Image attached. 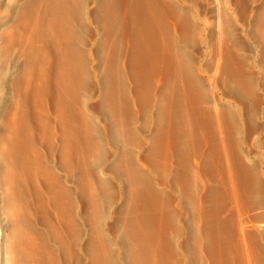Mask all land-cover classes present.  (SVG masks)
<instances>
[{
	"label": "bare ground",
	"instance_id": "6f19581e",
	"mask_svg": "<svg viewBox=\"0 0 264 264\" xmlns=\"http://www.w3.org/2000/svg\"><path fill=\"white\" fill-rule=\"evenodd\" d=\"M201 1L200 5L199 0H2L3 6L0 8V204L3 202L4 206L2 205L3 211H0L7 217L4 222L8 224L10 234L6 245L0 230V264L180 263L181 260L178 261L175 257V250H168L169 242L165 229L168 228L166 225L168 224L166 223L168 221L166 214L168 206L166 207V203L162 199L165 197L163 191L167 190V187H164L166 184L160 183L153 175L149 180V175L145 173L147 179L144 171L142 172L137 166L136 157H133L136 154L130 155V151L127 155L122 153L127 150L124 149L126 145L122 146L124 150L122 151L117 146L115 135L117 132L123 131L119 133L120 135L118 134L120 137L123 136V140L127 138L124 137L126 131H134L132 130L133 126L129 123V116H123V111L128 112L130 105H133L131 101L130 105L128 103V100L132 99L127 89L132 85L134 79V83H139L135 87H140V90L138 89L136 92H139L140 96V93L148 94L147 96L151 97L145 95L147 101L149 99L148 103L152 104L154 100L157 104L156 109L159 110V113L155 112L160 115L156 116L155 113L154 115L158 119L161 116L160 121L158 119L156 121L161 124V137H163L162 135L165 137L162 139L165 140L164 147L167 157L164 150L163 158H167H164L166 160L164 169L167 174L170 173V167L174 161L172 159H175L176 156L178 159V156L182 155L186 148L185 146H183L185 149L179 148L187 141L197 143L195 148L198 152H194L199 153L200 159L204 157L203 160L206 161L205 154L208 153L206 139L209 137H205L203 130L209 131L210 126H204L208 120L214 121L217 129L214 125L213 128L216 131L211 127L207 133L214 130L219 134L218 147L213 145L217 143L215 141L214 143H212L213 141L209 142V144L212 143L211 145L218 148V151L216 150L220 153L218 156L223 158L228 172L233 171L230 169L232 152L228 144L232 140L228 141L230 134L227 132L229 130L225 124L229 121L225 122L224 120V115L228 114L225 112H228V109L232 110V104L230 101H223L222 96L225 94L222 91V84H226L228 81L227 71L237 72L234 73L238 77L239 83L236 80L237 84H240L238 87L244 84L241 85L242 81H247L243 64L245 61L242 62L238 54L240 46H242L241 40H239L241 38L234 33L233 20L230 19L229 4L231 0ZM202 5L203 12L201 11ZM251 12L258 15L260 20L259 27L261 29L259 32L260 38L263 39L261 45H263L264 4L260 8H253ZM255 23L257 24V22ZM87 24L90 25L88 27L95 35V40L89 49H82L80 33ZM249 27L250 22L243 23L241 33L248 32ZM190 37L199 42L200 51L196 52L198 63L195 60V53H193L195 48L185 41V38L189 39ZM195 40L193 42H196ZM121 52L125 56L124 62L127 65H125V70L127 67L130 68L132 81L126 71L119 66L121 62L118 57L121 60ZM210 52L213 55L214 65L208 69L202 65L201 61ZM257 67H259L260 73L264 74V61ZM89 77L95 80L99 88V96L107 99L105 104L103 103L105 106L100 103L103 98L96 101L99 102L98 105L93 106V104H89L87 96L82 95V85ZM247 78L249 79V77ZM202 83L208 85V89L214 97L213 102L207 106L205 102L207 100H202L207 96L204 95ZM247 83L249 84V81ZM248 84H246V88H248ZM249 86L251 85L249 84ZM142 90L144 93L141 92ZM250 91H253L251 87ZM134 95L137 99L140 97L137 94ZM119 106L121 107L119 108ZM145 106L148 107V105ZM106 107L113 109L110 110L112 114H107ZM109 109L107 110L109 111ZM243 111V105H236L234 108L235 120L241 121ZM134 115L136 116V114ZM99 116H104L101 119L103 120V129L108 138H112L117 145H114L111 152L107 151L112 153L110 164L108 161L103 168L100 166L101 168L96 169L95 165L103 158V152L107 148L106 143L108 142V138L105 140L100 133L102 126L98 123ZM148 118L150 120V116ZM206 127L208 129H205ZM200 128H204L203 132L198 130ZM229 129L233 130V128ZM133 137L136 138V136ZM154 140H150L149 144H153L156 141ZM211 140L209 138V141ZM163 149L162 147L161 150ZM209 151L211 152V150ZM180 152L181 154H179ZM210 152V155H215L214 151ZM122 154L124 157L130 156L129 166L126 165L125 159V163H123V159L121 160ZM132 157L135 163L131 160ZM145 157L143 156V158ZM190 157L188 156V158ZM147 159L144 164L149 161V158ZM197 159L199 160V158ZM164 160L162 159V162ZM217 160L220 162L222 159ZM150 162H148L149 166L152 164ZM181 162L185 164L183 161ZM181 162H178L180 164L174 168L181 167L183 169L185 166H189L187 163V165H183L184 167L179 166ZM221 162L220 165L223 164ZM122 168H126L124 169L126 170L125 174ZM154 168L156 170V167ZM59 169L63 174L59 172ZM241 169L244 173H250L245 166ZM152 172L154 171L152 170ZM69 173L71 174L70 179L74 174L72 181L78 184V192L82 193L81 195L85 199V201L82 200V203H88L92 207H98L100 197L104 196L103 193L115 185V191L122 202V209L129 211L128 225L132 236V242L129 240L132 244L130 248H127L126 241L121 239L117 244L119 252L115 256L111 253L106 238L99 230L90 240L82 239L85 236V231L79 224L81 215L75 209L76 194L72 190L74 188L69 186ZM122 173L123 176H121ZM188 173L191 175L192 172ZM195 174L197 175V173ZM182 175L187 176V173ZM190 175L187 176L188 181L192 178ZM211 178L209 177L207 180ZM229 180L231 196L238 207H241V203L238 204L239 191L237 188L239 187L236 186L233 177ZM196 185L199 187L198 184ZM172 189L175 188L172 187ZM203 195L204 199L207 195L206 193ZM80 197L82 198L79 195ZM218 199L220 200V198ZM166 200L168 201V199ZM204 203L202 200H198L196 217L200 222L205 217V207L207 206H204ZM178 208L180 211L184 210L181 200L178 202ZM219 209L221 210V208ZM40 210L44 211L45 216H43L48 221L47 232L49 233L46 236L41 233L34 222L39 216ZM52 212L56 213V222L55 220L54 222L50 221ZM213 214H211L213 215L212 220L210 217L205 219L211 220L217 230V233H214L216 234V244L213 247L218 249L212 251L216 260L215 262L213 259L211 261L213 264H231L232 259L228 257L230 254L228 253V255L226 249L222 248L225 247L226 242L229 243V237L226 234V244L222 247L220 244L222 243L221 236L223 237L221 231L231 232L233 226L230 224L232 223L230 221V224L225 223L232 226L231 228L223 226L218 217L219 214ZM242 220H240V228H238L242 246H236L233 241L235 247L233 251L231 250L232 244H230L231 246L226 245L230 246L232 254L234 253L232 256L236 257L235 260L244 257L243 251L247 248L245 243L248 238L245 226L247 221L243 220V222ZM234 221L236 222V220ZM4 222L2 221V224ZM199 228L201 229V225ZM4 229L6 228L4 227ZM94 229L96 230V228ZM211 230L213 229L211 228ZM51 237L56 241L51 242ZM6 238L4 239L6 240ZM235 238L239 244V238L233 237V239ZM211 243L214 244L212 241ZM198 249L200 250L199 247ZM246 251L250 252L248 248ZM249 257L251 256L244 258L246 264H259ZM210 264L212 263L210 262Z\"/></svg>",
	"mask_w": 264,
	"mask_h": 264
},
{
	"label": "rangeland",
	"instance_id": "374dc122",
	"mask_svg": "<svg viewBox=\"0 0 264 264\" xmlns=\"http://www.w3.org/2000/svg\"><path fill=\"white\" fill-rule=\"evenodd\" d=\"M232 1H234V2H232ZM199 3L201 5L202 1L199 0ZM263 4H264V0H260L258 2H257V0H231V3L229 4V6H230V19H231V21L233 20L232 25H234L233 30H234V33L238 34L237 36H239V38H241L239 40L242 41V42L240 41V43L243 46V48H242V46H240L241 47L240 53H238L239 58L241 59L242 62L245 61V63H243L245 66L247 65V67L244 66V68H245L244 70L246 71L245 72V75H246L245 78L247 79V81H249V84L251 85V86H249L247 81H242V83L241 82L240 83H241V85L244 83L245 84V85L243 84L244 87H243V85L241 87H238L240 84H237L238 77H237V75H235V73H237L235 71H234L235 73L233 72L234 74L231 73L230 71H227L228 73H226V74H227V77H229L228 81L226 84H222V91H223V94H225L222 96L224 98L223 101H230L232 104V110L228 109V112L227 111L225 112V114H227V113L228 114L224 115L225 122L229 121L228 123L227 122L225 123L226 126L228 127L227 129L229 130L227 132L230 134L228 136L229 137L228 141L230 142L232 140L230 143H228L230 150L232 152V154L230 152V154L232 156V159H231L232 164L230 163V166H231L230 169L233 170L231 172H228L229 170H228L227 165L225 164V162H223L224 161L223 158L219 157L220 153L217 152L218 148H216V147H218L219 134H217V132L216 133L214 132V130L216 131V129H217V125L214 121H209V120H208V123H206L204 126H208V127L210 126V128H209V131H210L211 127H212V129H214L213 127H214V125H216L215 126L216 129H214L212 131L213 133L212 132L207 133L209 131L203 130L204 128L198 129V130H200V132L204 131L203 133L205 134V137L208 136L210 138V140L212 139L211 141H209V138L207 137L208 139H206V142H207L208 146L211 145L212 143H214V141L217 142V143L213 144V145H217L216 147L213 145H211L210 147L207 146L206 150H208L207 151L208 153L205 154V156H206L205 160L206 161L203 160L204 157H203V159H200V157L198 156L199 153L196 154V152H194V151H197L195 148L196 147L195 145H197V143H195V141H187V143L183 144L182 147L179 148L181 150L185 149V148L187 149V150L185 149V151H183L182 155L178 156V159L179 160L181 159V160L179 161L177 159V156L175 157V159L173 158L172 159V160H174L173 164L170 163L171 164L170 173L167 174L165 172L164 163L166 160H164V158L167 159L166 158L167 153H166V150L164 147L165 146V144H164L165 140L162 139L165 137H164V135H162L163 137H161V134H162L161 133L162 132L161 124L158 123L160 121L159 119L161 116L158 119L157 117L155 118V115H154V113L156 114V116L160 115V114H157V112H155V111H158V113H159V110L156 109L157 104L154 100L152 101L151 99H150V101H152V104H150L151 102L148 103L149 99H148V101L146 99L147 97H149V96H147L148 94L142 95V93H140L141 94V96H140L139 92H136V91H138V89L140 90L139 86H138L139 88L137 86H136L137 88L135 87V85H137V84L139 85V83L138 82H135L136 84L134 83V79L131 75L130 68L127 67L125 70L126 64L124 62V60H125L124 59L125 56H123L124 53L121 52V54H120L121 60L118 57L119 62H121V63H119V66L121 67V69L126 71L128 76L131 77V81L133 79L132 85L129 87V89H127V92L130 95V98L132 99V100H128V103L131 101V103L133 105L131 106L129 103L131 109L129 107L128 112L123 111V116H127V117L129 116V123H131V125L133 126L132 130H134V131L129 130V131H126L127 133L124 132L125 133L124 137L126 136L127 138H124L123 140H122L123 134L121 133L122 137L119 136L120 135L119 133L123 132V131L117 132V135H115V140L118 143V145H117L114 143L112 138H108V136L106 135V133L103 129L104 125H103V120H101V119L104 118V116H99L100 119H98V123L100 124V126H102V127H100V131H101L100 133H102V137H104L105 140H107V138H108V142L106 143V147H107L106 149L107 150L105 149V151L103 152V158L100 159V161L98 163H96L95 168L96 169L101 168L100 166H102V168H103L105 166V163H107L108 161H109L108 164H110V162L112 160V155H111L112 153H109V152L112 151L114 145L119 146L122 149V151H124L122 146L126 145L124 147V149H127V150L122 152V153H125V155H127L128 151H130L131 152L130 155L136 154L135 156L133 155V157H136L135 161L138 164L137 166H139V168L142 170V172L144 171L143 172L144 174L146 173L149 175V180L151 178V175H153L154 178L157 179L160 183L166 184V186H164V187H167V190L163 191L164 192L163 195L165 197H163L162 199L165 201L166 207L168 206L166 208L168 211V213L166 211V214L168 216L167 217L168 219L166 218L168 220V221H166V223H168V224H166V225L168 228H165L166 229V235L168 237V242H169L168 243V250H170V249H171V251L175 250L176 259L178 261L181 260V261H179L180 262L179 264H200V263L203 264V262H205L204 264H210V262L213 264V262L211 261L212 259L215 262L216 256L214 253H212V251L216 249L213 246L216 244V240H215L216 234H214V233H217V230L215 229V227L213 226V223L211 222L212 216L214 215L213 213H215L216 215H218V214L220 215V216L218 215V217H219L221 223H223V226L226 225L228 227L229 226L228 223L229 224H230V222L232 223L230 225H232L233 227L229 226V228L232 227L231 232H233V233H231L229 231H225V230L221 231V233L223 232L222 235L224 238L221 236L222 243L220 245L222 247L226 243H227L226 245L232 244L233 247L231 245L230 246L232 248L231 250H233V251L235 249L234 243H236L235 244L236 246H240V247L242 246V239H241V236L239 234V229H238V228H240L239 222L241 219L244 220L245 218H247L244 220V221H247L245 226H246V234L248 237L247 238L248 241L246 240L245 243H246V247L248 248V250H250V252L246 251L247 250V248H246V250H244L246 253L243 251L244 257L241 256L243 259L240 258V260H239L237 258L235 260L236 257L232 256L234 253L232 254V251L230 250V246L225 245V247H222V248L226 249L227 254L229 253L231 255L230 256L228 254L229 255L228 257H231V259H232L231 264H235L236 261H237L236 264H240L241 262H242L241 264H246V261H245L246 259H244V258H247L248 256H251L249 258L251 260L253 259L252 261H254V262L257 261L259 264H264V74L260 73L259 67H257V66H259V64H263V61H264V59H263L264 58V44L261 45L263 43L262 42L263 39L260 38L261 35H260L259 31H260L261 27H259L260 20L258 18V15L255 14L256 15L255 16L254 13L251 12V10L253 8H260L263 6ZM2 6H3V2H2V0H0V8ZM201 11L203 12V5L201 7ZM234 11H235V13H234ZM249 22H250L249 31L242 34L241 28L243 27V23H249ZM255 22H257V24ZM88 26H90V25L87 24L86 26H84L82 32L80 33V39L82 38L80 41L82 49H87V48L89 49L91 47L92 43L94 42L93 40H95V35L92 33V31L90 30V27H88ZM236 31H237V33H236ZM190 38L189 39L185 38V41L192 48H195L194 49L195 52H193V53H195L194 55H195V60H196V55H197L196 52L200 51V46L198 44L199 42L193 38H191V41H192L191 42ZM194 40L196 42H193ZM196 44H198V45H196ZM242 49H243V51H242ZM259 51H261V52H259ZM252 53H253V55H252ZM260 55H262V56H260ZM256 56H258V57H256ZM206 58L202 59L201 63L205 68L211 69L214 65V62H213L214 59H212L213 55L211 54V52ZM256 58H258V59H256ZM197 63H198V61H197ZM250 65H251V69H250ZM248 67H249V69H248ZM128 69L130 71V74H129ZM246 73H249L250 75L246 74ZM230 74L233 75L232 78H230L231 77ZM247 77H249V79ZM253 78H255V79L257 78V79L255 80ZM238 83H239V81H238ZM246 84H248V88L245 87ZM260 84H261V86H260ZM250 87L252 88L253 91H250ZM202 88L204 90V95L205 96L207 95L206 97L204 96L205 98H203L202 100H207V101H205L207 104L204 102L207 106L213 102L214 97L210 93L207 84L202 83ZM247 89H249V90H247ZM224 90H226L228 92L226 93V91L224 92ZM98 92H99V88H98L95 80L91 77L87 78L82 85L81 93L85 97L87 96L86 98L88 99L89 104L91 103V105L93 104V106H96V104L98 105V103H99L96 101H99V99L101 100V98L106 99L105 97H102V96L100 97ZM141 92L144 93L143 90ZM134 94H137V96H140V97H138V99H137L136 95H134ZM145 95L147 97H145ZM149 98H151V97H149ZM103 99L100 102L102 104L107 101V99L106 100H103ZM239 100H241L242 102H240ZM244 103H246V104H244ZM205 104H203V105H205ZM145 105H148V107ZM236 105H243L244 111H243L241 121L235 120L236 117L234 114V108L236 107ZM120 107L121 106H119V108ZM132 108H133V111H132ZM148 108H150L151 110ZM107 109H109V108L106 107L107 114H112V113H110V110H113V109L110 108L109 111ZM144 110H146L148 113ZM132 112H134V113H132ZM149 113H150V115H149ZM134 114H136V116ZM147 114H148V116H147ZM244 114H246V115H244ZM149 116H150V120L148 118ZM156 119H158L159 121L157 122ZM134 122H136V123H134ZM208 127H206L205 129H208ZM229 128H233V130L230 131ZM136 132H137V134L135 135ZM153 132L155 134H152ZM227 132H226V134H227ZM231 133H233V134L231 135ZM126 134H128V135H126ZM131 135L136 136L137 139L133 136L131 137ZM139 139L141 142L139 141ZM137 140H138V142H137ZM150 140L151 141L154 140L155 142H157V143H155L153 141L157 146L154 143L153 144L151 143L152 145L149 144L151 142ZM143 141L144 142L146 141V144H144ZM189 142H191V143H189ZM209 142H212V143L209 144ZM234 143H235V145H234ZM150 145L154 149H152ZM153 145H155V146H153ZM183 146H185V148ZM162 147L164 148L163 150H161ZM159 148H161V149H159ZM46 150H47V148H46ZM145 150H147V151H145ZM154 150H156V151H154ZM164 150H165V154H166L165 156L166 157L163 158V156H164L163 151ZM188 150H189V152H187ZM191 150H193V151L191 152ZM209 150H211V152L214 151L213 153H215L216 156L214 154L210 155ZM107 151H109V152H107ZM181 152L179 154H181ZM184 152H187V153H184ZM147 153H148V155H147ZM156 153H157V155H156ZM160 153L163 155H161ZM218 154H219V156H218ZM106 155H107V157H106ZM145 155H147V156L145 157ZM176 155H178V154H176ZM186 155L191 156V157L188 158V156L186 157ZM195 155H197L196 159H195ZM143 156L145 158H143ZM129 157L130 156L124 157V155H123L121 158V160L123 159L122 160L123 163L126 162L127 166H129V164L131 162ZM133 157L131 160H133ZM147 158H149V161H147V164L146 163L144 164V161L148 160ZM197 158H199V160ZM124 159H125V162H124ZM156 159H158V160H156ZM162 159L164 160V162H162ZM168 159H169V161H171V159L169 157H168ZM217 159H222V160H220V162L222 161L224 165L223 164L220 165V162ZM150 160H151V162H150ZM114 161H116V160H114ZM135 161L133 160L134 163H135ZM181 161H183V163H185V164L187 163L189 166L186 167L185 164H182ZM148 162H150V164L151 163L152 164L149 166ZM178 162H181V165H179V166L184 165L185 167L183 166L184 167L183 169L181 167H178L177 169H175L177 167V164H180ZM190 163H191V165H190ZM175 164H176V166H175ZM152 165H153V168H151ZM221 166H223V167H221ZM244 166L247 169H249L248 171H250V173L249 172L244 173L243 171H241L242 170L241 168ZM124 167H126V166H124ZM154 167H156V170H154L155 169ZM157 168H159V169H157ZM160 168H163V169H160ZM122 169H123V173L124 172L126 173V170H124L126 168H122ZM173 169H174V171H173ZM152 170L154 172H152ZM59 172L61 174H63V172L60 169H59ZM188 172H192L191 175ZM120 173H121V171H120ZM123 173L121 174V176H123ZM184 173H187V176L190 175V178L192 176L191 179H193V180L189 179V181H188L187 180L188 177L182 175ZM195 173H197V175ZM230 173H232V174H230ZM233 173H234V175H233ZM146 174H145V176L148 179ZM247 174H249V175H247ZM164 175H165V178H164ZM180 176H184V177H180ZM69 177H71V174L68 176V178ZM73 177H74V174H72L71 179L69 178L70 182H68V183H69L70 187L74 188V189H72V188H70V189H72L74 191V194H76V208L75 209H76V211H79L78 214L81 215L79 224H80L81 228L85 231V233H84L85 236H83L82 239L84 241L90 240V238L96 234V231L99 230L102 232V234L106 238L108 245H109V248L111 250V253L114 254L115 256L119 252L117 249L118 248L117 244H119L121 239H124V241H126L125 243L127 244L126 245L127 248H130L132 246V244H131L132 236L130 235V229H129V225H128L129 224L128 223L129 222V215H128L129 211L127 209H122V202L119 200V196L117 195V192L115 191V188H116L115 185L113 188H111L109 191H107L109 193H107V192L103 193L104 196L100 197V200H99L100 203H98V205H97L98 207H96V206L92 207V205H90L88 203H85V204L82 203V200L85 201V199H84L83 195H81L82 193L78 192L79 186L77 187L78 184L77 183L75 184V182L72 181V180H74ZM209 177L210 178L212 177V178L207 180V178H209ZM231 177H233V179L236 181V186L239 187V188H237L239 191V202H238V204L241 203V205H240L241 207H238V205L234 202V200L231 196V187H229L230 186V180L229 179ZM160 180H162V181H160ZM207 182H209V183H207ZM199 183H202V184L200 185ZM204 183H205V185H204ZM114 184H116V183H114ZM192 184H193V186H191ZM196 184H198L199 187ZM208 184H209V187H208ZM168 186H169V188H168ZM172 187L175 189H172ZM207 188L212 189L215 192H213L212 190H208ZM185 189H188L190 191L185 190ZM113 191H115V193H113ZM78 193H80L79 195L82 196V198L81 197L79 198ZM205 193L207 195V196L206 195L205 196L208 199L206 197H204V199H203V196H204L203 194H205ZM210 194L213 196H211ZM196 195H198V196H196ZM193 196H194V198H193ZM218 198H220V200ZM166 199H168V201ZM209 199H212L214 201L209 200ZM180 200H181V202H183V206H184L183 211H180L178 208V202ZM198 200H202L203 203L205 200V203L207 202V204L209 205L208 206L207 204L204 203V206H207V207H205L206 208L205 209V217L202 220V222L197 220V217H196L197 216L196 210H197ZM2 205L4 206L3 202L0 204V206L2 207ZM1 207H0V210L3 211V207L2 208ZM193 207H195V208L193 209ZM219 208H221V210H223V211H221ZM177 210H178V212H177ZM170 212H172L173 214H171ZM237 212H239V213L241 212V214H239V213L237 214ZM2 213H4V212H2ZM38 214H39V216H37L36 219L34 220L35 226L39 230H41V233H43L46 236L49 233V232H47L48 231L47 230L48 221L46 220V217H44L45 213L43 210H40ZM52 214H53V216H52ZM52 214H51L52 217L50 216V221L53 220L52 222H54V220H55V222H56L57 221L56 220V213L52 212ZM211 214H213V215H211ZM224 214H226V215H224ZM4 215L5 214H1V211H0L1 236L4 240V243L6 244V243H8V240H9V234H10L9 232L10 231L8 230V227H7L8 224L4 222L5 218L7 219V217ZM2 216H3V219H2ZM209 217L211 220H205V219H209ZM94 219L97 220L96 223H95L96 220H94ZM221 219H223L224 221ZM234 220H236V222ZM2 221L4 222L3 224H2ZM45 221H47V222H45ZM226 222H228V223L225 224ZM202 223H204V224H202ZM205 223L207 224V226ZM235 223H236V225H235ZM200 225H201V229L199 228ZM4 227L7 230L4 229ZM195 227H196V229H195ZM94 228H96V230ZM211 228L213 230H211ZM212 231H213V233H212ZM205 233H207V234H205ZM234 233L236 234V236ZM225 234L227 235V237H229L228 238L229 243L226 242ZM232 234H234L233 237H238L239 239L238 238L237 239L240 240L241 243H240V241H238L239 244H237V240H236V238L233 239ZM6 236H7V238H6ZM4 238H6V240ZM52 238L53 237L50 238L51 242H55L56 239H54V238L52 239ZM201 239H204V240H201ZM211 241L214 242V244L211 243ZM233 241H234V243H233ZM193 245H195V246H193ZM198 247L200 248V250L198 249ZM215 247H218V246H215ZM217 249H216V251H217ZM248 253H250L251 255H249ZM199 255H201V256H199ZM203 258H204V260H203Z\"/></svg>",
	"mask_w": 264,
	"mask_h": 264
}]
</instances>
